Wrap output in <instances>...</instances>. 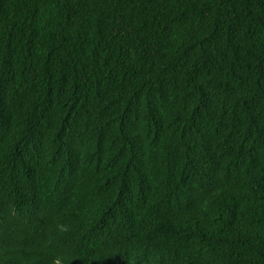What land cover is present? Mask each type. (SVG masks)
Masks as SVG:
<instances>
[{
  "label": "trees",
  "instance_id": "16d2710c",
  "mask_svg": "<svg viewBox=\"0 0 264 264\" xmlns=\"http://www.w3.org/2000/svg\"><path fill=\"white\" fill-rule=\"evenodd\" d=\"M0 264H264V0H0Z\"/></svg>",
  "mask_w": 264,
  "mask_h": 264
}]
</instances>
